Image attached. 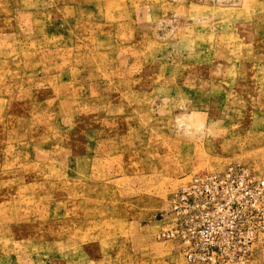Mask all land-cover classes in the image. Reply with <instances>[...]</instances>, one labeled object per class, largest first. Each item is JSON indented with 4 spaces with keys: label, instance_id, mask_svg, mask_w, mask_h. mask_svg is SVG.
I'll list each match as a JSON object with an SVG mask.
<instances>
[{
    "label": "rangeland",
    "instance_id": "rangeland-1",
    "mask_svg": "<svg viewBox=\"0 0 264 264\" xmlns=\"http://www.w3.org/2000/svg\"><path fill=\"white\" fill-rule=\"evenodd\" d=\"M0 264H264V0H0Z\"/></svg>",
    "mask_w": 264,
    "mask_h": 264
},
{
    "label": "built area",
    "instance_id": "built-area-1",
    "mask_svg": "<svg viewBox=\"0 0 264 264\" xmlns=\"http://www.w3.org/2000/svg\"><path fill=\"white\" fill-rule=\"evenodd\" d=\"M180 193H188V192L186 191V189H184L183 191H180Z\"/></svg>",
    "mask_w": 264,
    "mask_h": 264
}]
</instances>
